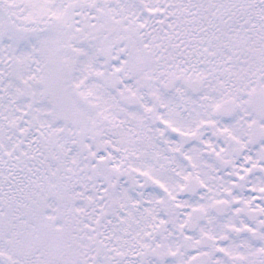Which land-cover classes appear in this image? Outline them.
Segmentation results:
<instances>
[{"label":"snow or ice","instance_id":"6c2138e0","mask_svg":"<svg viewBox=\"0 0 264 264\" xmlns=\"http://www.w3.org/2000/svg\"><path fill=\"white\" fill-rule=\"evenodd\" d=\"M0 264H264V0H0Z\"/></svg>","mask_w":264,"mask_h":264}]
</instances>
